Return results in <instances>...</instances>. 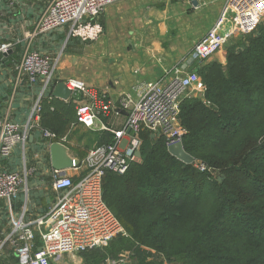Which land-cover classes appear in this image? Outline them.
Listing matches in <instances>:
<instances>
[{"label":"trees","instance_id":"16d2710c","mask_svg":"<svg viewBox=\"0 0 264 264\" xmlns=\"http://www.w3.org/2000/svg\"><path fill=\"white\" fill-rule=\"evenodd\" d=\"M226 52L225 65L194 66L206 90L181 102L183 145L195 162L180 161L163 136L146 129L141 160L123 175L106 174L104 198L126 234L102 257L91 255L94 264L122 253L126 264H264V22L232 40ZM18 63L16 55L0 56V70L8 64L16 70ZM56 85L41 98V126L32 129L40 145L31 153L42 149L43 128L62 136L74 120L73 102L53 96ZM89 134V150L115 141L111 131ZM11 156L0 157V170L20 172L18 161L3 162ZM17 199L15 210L22 204ZM6 217L0 206V222Z\"/></svg>","mask_w":264,"mask_h":264},{"label":"built area","instance_id":"2783aa9c","mask_svg":"<svg viewBox=\"0 0 264 264\" xmlns=\"http://www.w3.org/2000/svg\"><path fill=\"white\" fill-rule=\"evenodd\" d=\"M118 1L121 0H50L34 32L48 33L68 26L70 37L95 41L103 33L101 15ZM262 22L264 0H225L214 25L195 43L191 55L201 64L225 49L235 37L252 33ZM11 49V43H0V53L8 54ZM16 70L19 77L26 76L32 83L40 78L45 88L54 80L56 84L60 82L56 79V60L29 47ZM64 82L73 95L80 96L78 102L83 98L87 100L77 105L76 121L90 129L113 132L115 141L92 148L79 166L65 173L53 169L51 183L58 193L57 199L43 216L26 221L25 212L22 213L7 238L16 251L17 264H52L66 254L102 248L119 235H125L120 219L104 198L106 174L123 175L139 161L140 134L146 129L163 136L167 144L183 141L186 130L180 119L181 102L195 90H206L196 71L182 67H175L163 81L138 82L135 85L137 99L129 94L120 99L128 118L124 129L115 130L107 125L98 126V119L102 113L112 111L116 102L107 99L105 94H98L81 79L69 78ZM41 116L40 97L24 130L17 123L0 117V157L9 156L17 144L25 146L29 131L41 126ZM42 137L50 144H65L64 137L48 129H42ZM81 166L86 172L75 180ZM28 174V169L24 173L0 170V200L15 198Z\"/></svg>","mask_w":264,"mask_h":264},{"label":"crops","instance_id":"0c3cea01","mask_svg":"<svg viewBox=\"0 0 264 264\" xmlns=\"http://www.w3.org/2000/svg\"><path fill=\"white\" fill-rule=\"evenodd\" d=\"M191 2L193 8L198 6L197 10L190 8L186 14L179 15L176 12L175 15H171L167 7H162L157 0L118 1L108 7L100 17L103 28H106L107 44L90 45L89 51L85 52L84 49L89 44L70 37L68 26L48 33L35 34L36 22L50 0H0V43L12 44L10 52L0 53V56L4 55L11 59L16 55L17 61H20L23 47L24 51L29 47L51 55L56 60L58 81H66L69 78L81 79L96 89L98 94H105L107 99L116 102L112 111L100 115L98 126L107 125L115 130H121L126 126L128 111L123 108L120 99L126 94L137 99L135 85L138 82L163 81L175 67L192 70L199 63L191 55L193 46L214 25L225 0ZM179 20L182 21L181 24H185L183 29L178 28ZM226 53L224 49L219 51L214 56V61L225 65ZM201 80L204 83L202 77ZM47 92L48 88L44 87L41 79L32 83L26 76L19 77L14 64L6 65L0 70V117L16 122L24 130L30 121L36 101ZM55 98L61 102L72 101L74 104V120L64 125L65 135L61 137L65 138L70 154L77 158L78 155L73 153L79 154L82 161L92 146L88 140L90 131L103 129H90L76 121L77 105L87 101L83 98L78 102L77 98H80L78 94L68 100ZM48 117H51L50 113ZM58 120L56 119V122L59 124ZM32 129L29 131L26 145L18 144L10 159L3 161L8 163L18 161L15 170L24 173L25 169H28L29 174L27 183L22 186L18 195L0 203L1 209H5L7 213L5 220L0 222L1 264H4L2 259L8 262L6 264L18 263L15 261L16 251L7 239L16 219L24 212L26 221L45 215L58 195L51 183L53 171L50 160L51 144L42 137V149L31 153V146L40 145L39 141H35V132ZM3 167L1 163L0 168ZM80 170L81 173L74 177L75 180L86 172L83 166ZM70 172L73 174V171ZM17 198L22 204L15 210L13 205ZM10 250H13L15 259L8 256ZM122 255L123 253L120 257ZM120 257L115 263L126 264L129 261L127 257ZM109 260L107 264L114 261Z\"/></svg>","mask_w":264,"mask_h":264},{"label":"rangeland","instance_id":"374dc122","mask_svg":"<svg viewBox=\"0 0 264 264\" xmlns=\"http://www.w3.org/2000/svg\"><path fill=\"white\" fill-rule=\"evenodd\" d=\"M157 3L161 4L162 7H165V8L167 7V10L169 11L168 13L171 15H175L176 12L179 13V15H181L182 13L186 14V11H189L188 9L193 8L191 0H183V1H181V0H157ZM197 7L198 6H196V7L194 6L193 9L197 10L198 9ZM183 22H184V20H183ZM181 23H182V21L179 20V22H178L179 27L178 28L183 29L185 27V24H181ZM110 28L111 27L108 25V29H110ZM105 30H106V28L104 27L103 33L99 39H97L95 41L84 42V43L89 44L85 47V49H84L85 52L89 51L90 45H97V44L106 45L107 44V36H106L107 33ZM224 50H226V49H224ZM214 56L211 57L210 59L204 61L203 63L201 62V65H204V64L209 63L211 61H214ZM200 78H201V76H200ZM202 93H203L202 91L195 90V92L192 93L193 94L192 96H201ZM139 150H141V144H140ZM140 153H141V151H140ZM73 154L78 155V157H79L78 159H80V161H81V157L79 154H77V153H73ZM27 181H28L27 178L24 177L23 178V185H25L27 183ZM116 240L112 241L110 244H108L107 246L102 247V248H96V249H93V250L87 251V252L85 251V252H81V253L66 254L61 258V260L53 261L52 264H94V262L90 259V256L91 255H97L98 257H102L103 254L106 251H108V249L110 247H112L114 245ZM124 255L125 254H123L120 258H122ZM107 262H110V260L109 261L107 260L106 263ZM113 262H118V261L114 260L111 263H113Z\"/></svg>","mask_w":264,"mask_h":264},{"label":"water","instance_id":"95a60500","mask_svg":"<svg viewBox=\"0 0 264 264\" xmlns=\"http://www.w3.org/2000/svg\"><path fill=\"white\" fill-rule=\"evenodd\" d=\"M53 94L57 98L68 100L73 96V91L67 87L64 81H61L56 85ZM168 151L186 164H192L195 162L194 157L185 150L183 141L168 144ZM138 157H141L140 152L138 153ZM50 160L53 169L60 170L62 173H65L66 170H70L75 166H79L81 163L80 159L70 154L69 147L61 142L51 143ZM111 264L117 263L114 262Z\"/></svg>","mask_w":264,"mask_h":264}]
</instances>
